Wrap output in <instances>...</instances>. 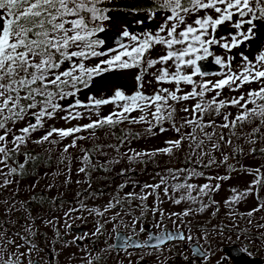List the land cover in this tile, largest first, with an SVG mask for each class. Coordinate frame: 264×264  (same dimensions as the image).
<instances>
[{"label":"snow or ice","instance_id":"snow-or-ice-1","mask_svg":"<svg viewBox=\"0 0 264 264\" xmlns=\"http://www.w3.org/2000/svg\"><path fill=\"white\" fill-rule=\"evenodd\" d=\"M114 4L0 0V197L11 189L0 198V264H61L66 251L64 264H264V47L245 51L264 0H136L127 15L141 30L125 24L113 37ZM127 71L134 91L97 94L100 80ZM166 133L163 146H133ZM30 145H47L49 156L60 147L64 183L75 159V183L86 185L71 207L53 197L59 214L40 218L53 229L46 242L28 202L16 200L43 159ZM96 173L112 177L110 195L93 187ZM234 174L252 179L215 199Z\"/></svg>","mask_w":264,"mask_h":264},{"label":"rangeland","instance_id":"rangeland-1","mask_svg":"<svg viewBox=\"0 0 264 264\" xmlns=\"http://www.w3.org/2000/svg\"><path fill=\"white\" fill-rule=\"evenodd\" d=\"M115 8L118 6H114ZM124 12H127V9L122 8ZM159 22V17L157 18V22ZM156 23H153L149 25L147 21H145V24L143 25V28H148L152 27L154 28L156 26ZM127 24L130 27V30L132 31H139L141 30L140 27L136 26L134 24V17L131 15H127V13L121 14V10L116 11L113 13V20L110 24V35L114 37L115 33L120 31L123 27V25ZM228 26H222L219 31L218 35H226L227 32L229 31ZM112 33V34H111ZM257 38L259 37L262 41V47H264V23H261L259 25V30L257 32ZM258 38V40H259ZM217 53L219 54L220 50H216ZM246 52H248V48L245 49ZM253 55L256 52H252ZM153 55L155 56L156 53L154 52ZM212 59V58H210ZM135 72L134 71H127V72H117V73H112L109 74L107 79L100 80L96 84V91L97 94L103 93L105 95H108L111 93V91L115 87H122L126 92L131 93L132 91L135 90V80H134ZM146 90L151 91V86L146 84ZM109 108H105V114L109 111ZM82 122H87V121H82ZM56 127H64L63 121H57L55 123ZM70 126V125H69ZM137 131L143 132L144 129L142 126H137L136 128ZM171 133H166L164 135H158L155 138H147L143 139L139 142L134 143V147L141 148V149H151L154 147H160L163 146V141L167 139L169 136H171ZM70 141H65V143H69ZM101 142H103V137ZM92 143H96V141H93ZM62 147V146H61ZM48 148L47 145L44 147H37L34 145H30V149H33L38 152H42V157L43 159L41 160L40 165L37 167L34 173H29L28 175L22 177L20 179V184L18 186V193L16 196L17 202L21 200H25L28 202V199L33 192H45L50 194L52 197H57V198H62L66 201V206L71 207L73 197L77 191H81L86 185L82 184H77L75 183L76 180L81 179L80 176L76 175V168L78 167V161L73 159L72 161V182L70 184H65L64 183V176L61 175L62 171L64 170V165H61L59 163V160L61 158V150L60 147L53 148L51 150V154L49 156V153L46 151ZM73 153V156L75 157L78 154V149H71L70 150ZM22 159V158H21ZM242 163L248 164L255 166L257 161H254L252 159H244L243 157L240 158ZM259 159V158H258ZM175 160L171 161L172 164H175ZM169 163L166 159L161 161V164ZM121 167L123 164L120 165ZM154 165H149L148 170H147V175L142 176V179H149V177L152 174ZM220 174H224V169H220ZM45 173L48 175L45 176ZM252 178L250 176H247L245 174H240V175H233V178L229 181H226L222 185L221 191L215 196V199L222 201L223 199L227 198L230 195V188L231 187H237L238 189H243L247 186L248 182ZM112 177L108 176L107 183H105V174L104 173H96L93 177L92 184L94 186H98L97 191L103 190L106 191L109 195L112 192L113 184H112ZM151 182V181H149ZM203 183L204 181H200ZM36 183L37 186L35 188H31L30 186ZM53 184L54 187L49 190L47 188V185ZM11 189L7 192L3 193V197L0 198H6L10 195ZM264 195V193H262ZM108 197L103 196L100 197L96 202L97 203H102L104 200H106ZM53 199V198H52ZM91 203V201H88ZM253 204V201L249 200L246 205H242V208L244 207H251ZM31 209L32 216L37 217V224L41 226V229L44 233L43 240L49 241L53 239V229L49 226H45L42 222L41 219L42 217H48L50 214L51 215H58L59 213L57 212V209L53 206L52 201L46 204H39L32 206ZM203 219V217H201ZM220 218H223V213H221ZM17 221L23 222V217H20L19 215L13 216L12 217V223L16 224ZM215 222V221H214ZM77 224H80V221L76 222ZM148 224H151V219L149 218ZM83 226H86L87 231L91 230L92 224L90 222L82 224ZM17 226H19L17 224ZM171 227V225H169ZM63 230V229H62ZM155 231V229H152ZM140 238L144 239L145 234H140ZM103 245H101L102 247ZM70 251H75V249H71ZM68 252L66 251L64 255L60 258L61 264H64V260L67 258ZM264 256V254H262ZM107 264H114V261L109 259L107 261ZM148 264H154V261L151 258H148Z\"/></svg>","mask_w":264,"mask_h":264},{"label":"trees","instance_id":"trees-1","mask_svg":"<svg viewBox=\"0 0 264 264\" xmlns=\"http://www.w3.org/2000/svg\"><path fill=\"white\" fill-rule=\"evenodd\" d=\"M136 3V0H115V4L113 6H120L124 9H127L128 7L134 5ZM31 151L33 152V154H39V156L42 157V152H38V151H35L33 149H31ZM42 160V159H41ZM41 160L39 161V163L35 166V167H30L28 169V173H34L35 170L37 169V167L40 165L41 163ZM176 163V162H175ZM26 176V175H25ZM95 189H98V186H94ZM32 196L29 197L28 199V204L27 206L29 208H32V206L35 205H39V204H46V203H49L52 201V196L48 193H45V192H33V194H31ZM32 197H35V199L33 200ZM31 210V209H30ZM38 227H39V236L41 238V240H43V237H44V233L41 229V226L39 224H37ZM44 241V240H43Z\"/></svg>","mask_w":264,"mask_h":264},{"label":"water","instance_id":"water-1","mask_svg":"<svg viewBox=\"0 0 264 264\" xmlns=\"http://www.w3.org/2000/svg\"><path fill=\"white\" fill-rule=\"evenodd\" d=\"M126 13H127V12H126ZM111 34H112V33H111ZM109 35H110V34H109ZM258 38H259V37H258ZM258 38L256 37L255 42H254L253 44L250 45V47L248 48V51L250 50L251 52H257V50H259V49L262 47V41H261L260 38H259V40H258ZM211 60H212V59L209 58V61H208L207 65H206V68L211 69V68H214V67H215V65H213V64L211 63ZM82 229H83V227H82ZM152 231H153V230H152ZM125 234H126V233H125ZM261 258H264V256H261ZM239 264H247V262H246V261H240Z\"/></svg>","mask_w":264,"mask_h":264},{"label":"flooded vegetation","instance_id":"flooded-vegetation-1","mask_svg":"<svg viewBox=\"0 0 264 264\" xmlns=\"http://www.w3.org/2000/svg\"><path fill=\"white\" fill-rule=\"evenodd\" d=\"M116 8L121 10V14H122V12H123V13H126V12H124V11L122 10V7L118 6V7H116ZM81 226H83V225H81ZM83 227H85L84 230L87 231L86 226H83ZM125 233H126V232H125ZM126 234H127V233H126ZM140 239H141V238H140ZM141 240H143V239H141Z\"/></svg>","mask_w":264,"mask_h":264}]
</instances>
